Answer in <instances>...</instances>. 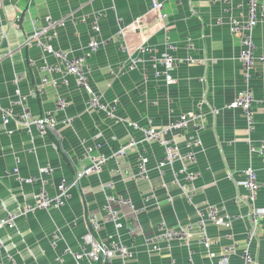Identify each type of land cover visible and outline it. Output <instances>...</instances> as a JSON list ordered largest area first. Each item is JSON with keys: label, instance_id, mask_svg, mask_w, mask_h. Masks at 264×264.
<instances>
[{"label": "crops", "instance_id": "obj_1", "mask_svg": "<svg viewBox=\"0 0 264 264\" xmlns=\"http://www.w3.org/2000/svg\"><path fill=\"white\" fill-rule=\"evenodd\" d=\"M157 3L162 4L160 10L155 8ZM259 4L264 9V0H259ZM95 14L101 15L98 33L91 29V17ZM47 17L63 21L52 40L57 49L79 54L92 39L105 42L88 61V79L93 92L103 101L117 102L115 120L101 112H88L89 96L70 76L66 78L67 85L60 84L58 91L44 86L26 102L33 117L55 116V134H39L33 129L29 135L15 121L3 125L0 113V218L7 214L17 217L14 228L0 229L4 245L0 263H6L5 253H9L21 264H103L76 262L67 250L80 253L83 248L88 249L84 237L91 232L88 220L92 216L99 223V229L91 232L94 240L98 243L109 240L114 228L103 208L106 197L114 194L131 201L132 207L116 203L113 208L125 227L136 232L128 234L123 230L120 237L132 253L130 259L125 262L113 259L108 264H243L250 220L244 201L246 190L241 183L247 169L256 173L263 186L255 204L264 210V159L251 151V147L259 149L264 145V114L260 104L264 101L263 63L256 61L252 72L255 117L250 134L247 135L242 111L229 108L245 87L238 60L240 40L230 29L233 19H245V3L238 7L222 0H2L0 108H8L17 100L16 90L27 96L45 76L39 70L40 50L26 45V39L32 33V21L41 28ZM252 36L256 57L264 56V11ZM187 39H191V51L186 47ZM164 42L174 45L176 58L192 56L200 62L179 65L173 73L175 82L169 85L154 79L152 73L144 79L141 71L122 75L117 72L128 57L123 47L134 56L136 49L146 44L160 54ZM30 61L35 64L30 65ZM47 61L56 64L51 58ZM51 77L60 80L62 74L57 72ZM59 94L67 107L56 112ZM13 110L16 115L22 113L19 106ZM187 113L195 114L197 122L203 125L197 134L201 147L195 149L190 165L196 173L189 187L192 205L174 184L169 169L163 179L155 171L156 163L164 156L160 146L140 143L126 157H114L131 135L138 136L126 122L144 125L152 120L155 127H161ZM118 119L122 122H117ZM191 135L196 136L190 129L186 136ZM137 139L140 141V135ZM88 148L93 155L107 159L98 175L84 178L71 190L63 208L20 215L24 207L35 203L41 186L17 182L10 176L15 169L24 179L39 177L41 170L51 169V174L44 177L45 189L54 195L63 179L71 181L82 165H89L88 160L79 162ZM141 156L150 160L147 180L132 179ZM181 167L180 162L175 164L176 171ZM117 169L122 175H116ZM208 207H216L222 216L233 221L227 230L208 224L205 234L210 247L205 249L197 222L198 214ZM162 223L167 228H177L179 224L189 228L188 244L177 241L168 250L147 252L145 240L157 235ZM54 234L58 239L53 243ZM226 247L233 250L227 263H222ZM248 248L254 264H264V218Z\"/></svg>", "mask_w": 264, "mask_h": 264}, {"label": "built area", "instance_id": "obj_2", "mask_svg": "<svg viewBox=\"0 0 264 264\" xmlns=\"http://www.w3.org/2000/svg\"><path fill=\"white\" fill-rule=\"evenodd\" d=\"M225 3H235L238 7H241L243 3L246 5V17L245 19H233L230 22V29L232 34H237L240 40V54L238 60L241 64V78L245 85L244 89L240 91L233 102L229 105V108L242 111L244 119L247 123V135L253 130V122L255 117L254 104L255 100L251 92V80L252 72L255 68L256 61L264 64V56L256 57V47L253 41L252 33L256 28L260 17L264 11L263 7L259 4V0H222ZM2 7V0H0V9ZM155 8L160 10L162 8L161 3L155 4ZM164 18V16H162ZM21 17L18 16L17 20ZM101 15H93L91 17V29L93 32H99ZM85 21V19H83ZM63 21L56 22L51 18L45 19V25L39 28L35 21H32V33L26 39V45L35 47L41 52V59L39 60V70L45 73V76L40 80L37 88L34 91H30L27 96L21 95L19 90H16L15 94L17 100L12 103L8 108H0L3 125H7L10 121L18 123L27 134H32L35 129L39 134L47 132L56 133L57 121L54 115L47 114L40 117H33L26 108V102L28 98L37 96L42 91L44 86H49L54 90L59 89L60 84L67 85L66 78L68 76L73 77L76 86L82 89L88 96L86 102V109L88 112H101L107 118L115 120V108L116 101L107 103L103 101L100 95L93 92L88 79V61L93 55L99 51L105 42L92 39L82 49L79 54H74L71 51H64L57 49L53 46L52 40L56 37V28ZM188 50H193L191 39H187ZM123 51L127 53V60L121 64L117 72L119 74H126L133 71H141L147 79L148 74L152 73L153 78L164 82L169 85L175 82L173 78L174 71L181 64L194 65L199 63V60L189 56L185 59H178L175 57V47L170 42H164L163 51L158 54L157 51L146 44L140 45L136 49L135 55H130L128 50L123 47ZM51 58L56 64L52 65L47 60ZM30 65H34V61L29 62ZM60 72L62 78L56 80L51 77L53 74ZM262 113L264 114V101H261ZM14 106H19L22 113L16 115L14 113ZM67 107V103L63 97L59 94L56 102V112L64 111ZM122 122L121 120H116ZM66 123L68 120L65 121ZM131 128L133 133L140 135V141L136 136L131 135L128 142L120 146L114 157L124 158L128 152L133 151L140 143L142 144H156L163 150V159L156 163L154 169L157 172L160 179H163L166 169H169L174 178V184L178 186L182 192L183 197L187 203L192 205L193 194L189 189L191 183L195 180L196 173L190 169L191 163H193L196 152L195 149L201 147V140L197 136L203 130L202 122H197V116L193 113L181 114L178 118L165 126L155 127L152 120H147L144 125H140L138 122L129 121L126 122ZM192 130V133L196 136H186L188 130ZM182 142V143H181ZM253 153H257L264 159V145L255 149L251 147ZM93 150L88 148L85 155L79 160L82 163L84 160L89 161V165H82L81 169L77 171L71 181L62 180L56 187L54 195L47 193L45 189V176L51 174L52 170L47 168L41 170L39 177L22 178L18 173V169H15L12 176L17 182L22 184H35L39 183L41 188L37 195L36 201L32 206H26L20 213L25 215L33 213L35 211L50 212L59 210L64 207L66 201L70 197L71 190L77 188L80 182L91 175H98L102 168L105 166L107 159L103 156H95L92 154ZM181 163L182 167L180 171L175 170V164ZM150 160L146 156L139 157L138 163L135 167V172L132 174V179L147 180L150 176L149 168ZM116 175H122L120 169L116 170ZM181 176V180H179ZM243 181L241 185L246 190L244 201L248 205V216L250 220V226L246 233L245 248L242 252L243 264H254L253 259L249 252L250 244L256 239L260 223L264 218V210L259 209L256 206V198L259 190L263 187L257 179L256 173L247 169L243 173ZM112 187V185H107ZM169 201H172L168 197ZM147 199H144V202ZM131 206L129 199H124L120 196L110 194L106 197V203L104 204V212L108 215L109 222L113 225L114 234L109 237L106 243H98L94 240L92 233L99 229V223L96 217L92 216L88 222L91 228L84 237V245L88 249L83 248L80 253H72L67 250V253L76 261L80 262L86 260L89 262H102L103 264L110 263L113 259H120L125 262L132 256L131 251L123 244L120 239L122 231L126 230L128 234L136 232L131 227H125L121 216L113 208V204ZM17 217L13 214H7L5 217L0 218V229L14 228ZM233 220L228 217L222 216L220 210L216 207H208L203 212L198 214L197 226L202 234L201 243L205 249H209L210 243L206 237L205 231L208 224L216 226L222 229H229ZM191 233L190 229L183 225H178L177 228H167L163 223L158 226L157 235L147 238L145 240V248L147 252L158 253L163 249L168 250L169 247L175 242H182L188 244ZM58 239V235L54 234L52 237L53 243ZM231 247H226L221 255L222 263H227L230 254L232 253ZM4 251V245L0 240V254ZM210 257H214L210 253ZM6 263L0 264H21L11 254L5 253Z\"/></svg>", "mask_w": 264, "mask_h": 264}]
</instances>
